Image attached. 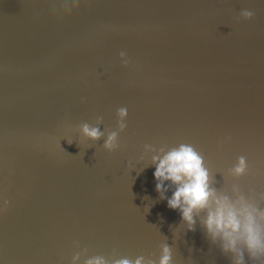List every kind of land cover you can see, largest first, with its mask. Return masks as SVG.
<instances>
[{"label": "water", "instance_id": "1", "mask_svg": "<svg viewBox=\"0 0 264 264\" xmlns=\"http://www.w3.org/2000/svg\"><path fill=\"white\" fill-rule=\"evenodd\" d=\"M64 2L0 0V264L158 260L163 243L174 264H230L159 198L151 153L137 161L191 143L217 189L240 155L250 174L225 186L264 189V0H81L66 17ZM120 107V150L76 131L97 116L115 130Z\"/></svg>", "mask_w": 264, "mask_h": 264}, {"label": "clouds", "instance_id": "2", "mask_svg": "<svg viewBox=\"0 0 264 264\" xmlns=\"http://www.w3.org/2000/svg\"><path fill=\"white\" fill-rule=\"evenodd\" d=\"M80 5L81 0H65L59 14L65 17L74 14ZM52 11L56 13V5L52 6ZM254 14L252 10L243 9L239 18L248 21ZM119 59L123 67L131 63L123 51L119 53ZM116 117L115 130L106 128L101 131L104 118L97 116L94 124L84 122L76 131L93 145L103 140L102 148L106 152H116L121 148L120 134L127 128L128 109L118 108ZM149 153L150 164L155 166V191L161 200H167L169 209L180 213L182 224L186 225L188 232L196 231L199 219L206 238L230 259V264H264V189L257 190L240 183L225 186L226 177L239 181L250 174L246 156H238L226 173L221 172L224 185L217 189L214 186L216 172L210 171L203 153L193 144L180 143L167 149L146 144L137 163H143ZM128 168H134L131 161H128ZM170 190L171 198H167L165 194ZM8 205L9 201L4 200L0 213L7 212ZM74 246L80 249L78 241L74 242ZM192 251L189 249L190 254ZM117 255L118 250L114 248L110 258L103 255L89 257L88 249L83 248L72 256L71 264H80L81 261L83 264H174L173 248L167 243L160 245L158 260L144 255L134 259L125 256L117 258ZM187 264H193L191 258Z\"/></svg>", "mask_w": 264, "mask_h": 264}]
</instances>
